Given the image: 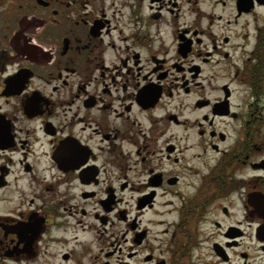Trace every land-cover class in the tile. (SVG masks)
Masks as SVG:
<instances>
[{
    "label": "flooded vegetation",
    "instance_id": "flooded-vegetation-1",
    "mask_svg": "<svg viewBox=\"0 0 264 264\" xmlns=\"http://www.w3.org/2000/svg\"><path fill=\"white\" fill-rule=\"evenodd\" d=\"M0 264H264V0H0Z\"/></svg>",
    "mask_w": 264,
    "mask_h": 264
},
{
    "label": "rangeland",
    "instance_id": "rangeland-1",
    "mask_svg": "<svg viewBox=\"0 0 264 264\" xmlns=\"http://www.w3.org/2000/svg\"><path fill=\"white\" fill-rule=\"evenodd\" d=\"M85 238V235H83V236H80V240H83Z\"/></svg>",
    "mask_w": 264,
    "mask_h": 264
}]
</instances>
